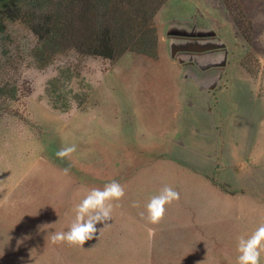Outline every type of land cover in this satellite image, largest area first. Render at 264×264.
Returning a JSON list of instances; mask_svg holds the SVG:
<instances>
[{"label": "rangeland", "instance_id": "374dc122", "mask_svg": "<svg viewBox=\"0 0 264 264\" xmlns=\"http://www.w3.org/2000/svg\"><path fill=\"white\" fill-rule=\"evenodd\" d=\"M154 28L155 57L69 50L44 67L27 23L0 31V264H236L259 215H191L183 199L199 167L217 193L264 194V0H166ZM111 181L126 196L110 226L84 248L53 244L87 191ZM166 185L180 200L151 224L146 204Z\"/></svg>", "mask_w": 264, "mask_h": 264}, {"label": "trees", "instance_id": "16d2710c", "mask_svg": "<svg viewBox=\"0 0 264 264\" xmlns=\"http://www.w3.org/2000/svg\"><path fill=\"white\" fill-rule=\"evenodd\" d=\"M166 0H0V31L22 20L38 38L41 67L57 54L114 61L128 51L157 56L154 17ZM152 50V51H151ZM58 79L49 83L50 94Z\"/></svg>", "mask_w": 264, "mask_h": 264}, {"label": "clouds", "instance_id": "9594fccd", "mask_svg": "<svg viewBox=\"0 0 264 264\" xmlns=\"http://www.w3.org/2000/svg\"><path fill=\"white\" fill-rule=\"evenodd\" d=\"M77 151L75 145L62 147L56 156L60 159L71 157ZM64 169V174L69 173ZM126 196L125 187L117 181L105 184L103 189L92 188L84 198L75 205V218L67 231L51 233L53 244H67L72 247L84 248V245L98 239L99 235L109 227V221L115 207ZM180 193L171 186L163 187L158 194L149 198L146 204L147 220L151 224L161 223L168 206L179 202ZM6 202V201H4ZM103 225L98 229L97 225ZM47 227V226H46ZM238 256L236 264H262L264 259V224H260L251 235H240L237 243Z\"/></svg>", "mask_w": 264, "mask_h": 264}, {"label": "crops", "instance_id": "0c3cea01", "mask_svg": "<svg viewBox=\"0 0 264 264\" xmlns=\"http://www.w3.org/2000/svg\"><path fill=\"white\" fill-rule=\"evenodd\" d=\"M201 90V89H200ZM264 148V147H263ZM262 148V149H263ZM259 152V151H258ZM256 159H255V169L259 170V191L260 189L264 190V157L259 162V153H256ZM229 157V156H228ZM227 157V158H228ZM240 160L241 156H237ZM237 159V160H238ZM237 160H228L230 163H234V166H237L239 170L238 182L240 187L247 186V179H245L244 176L241 175V167L242 163L238 164ZM200 170H197L200 172L198 175H193L191 173L182 175V177L176 178V180L182 182L184 178H188L189 176H192L191 182L193 183V194L190 197H184L183 203L187 204L191 207L192 214L191 215H259V223L264 224V194H259V198H251L252 200H249L246 193H242L240 195L231 196V195H225L222 193H217L216 189H211L209 187L210 180L207 179L206 174H204L202 171L207 172L210 170L206 167H199ZM195 171V169H193ZM158 174L165 175V170H159ZM258 176V175H257ZM191 178V177H190ZM182 185L185 187V184L182 183ZM189 187V186H186ZM210 188V189H209ZM261 190V191H263ZM259 224V225H260Z\"/></svg>", "mask_w": 264, "mask_h": 264}]
</instances>
